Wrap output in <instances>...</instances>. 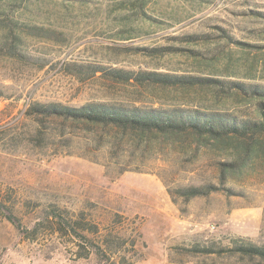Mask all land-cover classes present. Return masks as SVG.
Masks as SVG:
<instances>
[{"label":"rangeland","instance_id":"374dc122","mask_svg":"<svg viewBox=\"0 0 264 264\" xmlns=\"http://www.w3.org/2000/svg\"><path fill=\"white\" fill-rule=\"evenodd\" d=\"M98 67L264 84V0H0V264H245L180 250L235 235L264 245V156L221 182L228 147H171L114 175L115 161L136 158L26 111L109 101L244 115L253 104L228 88L124 83ZM206 183L216 189L188 200L167 190ZM54 205L98 224L86 231L103 254L53 230ZM34 227V238L21 232Z\"/></svg>","mask_w":264,"mask_h":264},{"label":"trees","instance_id":"16d2710c","mask_svg":"<svg viewBox=\"0 0 264 264\" xmlns=\"http://www.w3.org/2000/svg\"><path fill=\"white\" fill-rule=\"evenodd\" d=\"M189 38L193 40L197 37L190 35ZM98 71L124 83L183 88L213 86L221 90L228 88L225 92H229L233 99L251 102L254 108L252 113L239 115L222 110L109 101H92L79 106L56 102L29 105L26 113L38 122L47 119L61 125L77 127L91 133L94 149L104 148L113 158L121 155L136 158L135 167H127L129 163L115 161L119 167L114 175L128 169L144 170L141 166L147 159L153 157L155 152H164L166 148L171 147H177L179 150L188 148L193 152L204 146L221 149L228 147L231 154L229 161L220 162L218 166L221 182L228 176L245 172L255 156H264V84L242 81L224 84L221 80L211 77L155 70L134 71L98 67ZM1 92L0 90V94ZM105 171L108 173V167H105ZM215 189L212 183L178 184L173 188H167L173 198L180 196L184 200L207 194ZM7 216L10 218V215ZM46 217L53 230L70 235L71 238L86 239L91 247L95 246L97 252L103 254V246L90 240L87 235V231L98 232V224L85 220V216L80 212L65 210V213H61L54 205ZM20 224L18 221L17 226ZM21 232L25 237L34 238L35 235L32 234H35L36 229L34 227L31 231L24 229ZM79 246L84 248L80 243ZM180 251L191 255L228 254L245 264L264 263V245L242 235L230 236L226 243L195 242L190 246L181 247ZM105 258L110 260V255H106ZM112 263L114 264V261Z\"/></svg>","mask_w":264,"mask_h":264}]
</instances>
